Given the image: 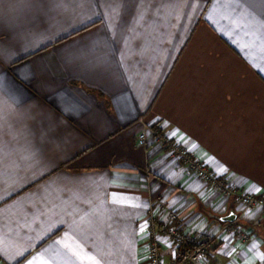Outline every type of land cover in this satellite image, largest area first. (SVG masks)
<instances>
[{
	"label": "crops",
	"instance_id": "1",
	"mask_svg": "<svg viewBox=\"0 0 264 264\" xmlns=\"http://www.w3.org/2000/svg\"><path fill=\"white\" fill-rule=\"evenodd\" d=\"M155 131L264 197V0H0V264H148L155 204L264 264V207Z\"/></svg>",
	"mask_w": 264,
	"mask_h": 264
},
{
	"label": "built area",
	"instance_id": "2",
	"mask_svg": "<svg viewBox=\"0 0 264 264\" xmlns=\"http://www.w3.org/2000/svg\"><path fill=\"white\" fill-rule=\"evenodd\" d=\"M146 141V134H140L139 142L144 144ZM163 145L179 158L193 175L210 182L226 198H235L246 209L252 210L264 206V197H257L234 188L228 180L221 179L214 174L205 162L193 157L186 148L166 139H163ZM162 210H165L163 204H155L148 212L146 236L148 264H197L201 257L207 253L212 237L207 234H191L184 231L176 211H166L167 213L161 216ZM228 227L226 224L225 228L228 229ZM240 236L243 242H248L250 239L249 235L244 232ZM163 237L169 238L175 246V254L172 259L165 257Z\"/></svg>",
	"mask_w": 264,
	"mask_h": 264
},
{
	"label": "rangeland",
	"instance_id": "3",
	"mask_svg": "<svg viewBox=\"0 0 264 264\" xmlns=\"http://www.w3.org/2000/svg\"><path fill=\"white\" fill-rule=\"evenodd\" d=\"M155 133L157 134V136H159L160 137V139H161V141L163 142V137H161L162 135H160L159 134V132L158 131H155ZM148 143V141H146V143H144V144H142V145H146ZM177 144V143H176ZM179 159V158H178ZM179 161H180V159H179ZM181 163H182V161H180ZM182 165L184 166V168H186V170H188L187 169V167L182 163ZM189 171V170H188ZM190 172V171H189ZM215 174V173H214ZM219 177V176H218ZM221 179H226V180H228L229 182H230V184L234 187V188H236L232 183H231V181L228 179V178H224V177H220ZM201 180H203V179H201ZM205 181V180H204ZM206 182H208V181H206ZM209 184H211L210 182H208ZM212 185V184H211ZM213 186V185H212ZM214 187V186H213ZM216 188V187H215ZM236 189H238V188H236ZM238 190H241V189H238ZM242 191H244V190H242ZM245 192H247V191H245ZM247 193H249V192H247ZM250 194H252V193H250ZM264 207V206H263ZM183 230L185 231V229L183 228ZM208 235V234H207ZM203 236V235H202ZM163 239H164V241H165V243H164V254H165V257L167 258V259H172L173 258V256H174V254H175V246H174V244L171 242V240L169 239V238H165V237H163ZM169 248V253L167 254L166 253V249H168ZM166 259V260H167Z\"/></svg>",
	"mask_w": 264,
	"mask_h": 264
}]
</instances>
